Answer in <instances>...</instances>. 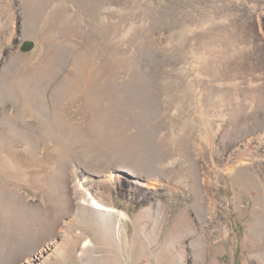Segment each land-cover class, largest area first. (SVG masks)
<instances>
[{
    "label": "rangeland",
    "instance_id": "obj_1",
    "mask_svg": "<svg viewBox=\"0 0 264 264\" xmlns=\"http://www.w3.org/2000/svg\"><path fill=\"white\" fill-rule=\"evenodd\" d=\"M182 1L0 0V264H115L100 217L72 205L83 172L109 182L96 195L119 264H264V36L247 25L264 0H208L202 27L205 0ZM243 65L251 84L233 77ZM234 116L263 154L223 170ZM201 152L221 159L215 206Z\"/></svg>",
    "mask_w": 264,
    "mask_h": 264
},
{
    "label": "bare ground",
    "instance_id": "obj_2",
    "mask_svg": "<svg viewBox=\"0 0 264 264\" xmlns=\"http://www.w3.org/2000/svg\"><path fill=\"white\" fill-rule=\"evenodd\" d=\"M191 1L193 2V1H196V0H191ZM233 1H235V0H233ZM181 2H183V1L181 0ZM207 2H208V0H205V5L202 8H200V11L198 13V17L196 18V20H194L195 23H196L194 25H196V26L198 25V26H201L202 27L204 24H201V21L204 20V18L206 19V18L212 16V14H213V9L212 8H214V7H213V5L207 4ZM235 2H237V1H235ZM253 14H254V20H255V22L252 21V18L251 19H247V21H248L247 22V25L253 31V29H254V24L253 23H256V20H257V24H256V27H255V31H253V32L255 34L259 35V36H264V6L259 7L258 10L257 9L254 10ZM197 22H198V24H197ZM182 25L183 24L181 22H179V30L177 32L179 34L184 30L183 28H181ZM194 25H192L189 28V32L191 31V29H192V27ZM239 26H243V25H239ZM258 28H259V31L260 32L258 31ZM228 48H229V46L225 43V46L223 47V49H226L227 50ZM226 50H223V54L222 55L224 57H223V59H221L222 66L223 65H226L227 60H228L227 59ZM232 74H233V77L234 78H237V79H239L241 81V82H238V83L245 82L246 80H243L242 81V79H245V78L250 82V84L254 80L253 77H252V75H251L250 69L247 66H244V65L241 66L239 69L236 68L235 71L232 72ZM238 83H236V84H238ZM261 90H264V88H262V86H261ZM247 92H248V90H247ZM177 93H179V94L173 95V98H175V100H177L179 102V104L181 105V107H183L184 100L187 101L188 100V97L187 96H184V92L178 91ZM255 94H257V93H255ZM258 95L260 96V94H258ZM183 96H184V98H183ZM253 96H255V95L253 94ZM253 96H251V95L249 96V98H250L251 101H253V99H254ZM263 98H264V92H263L262 99H260V101H261L262 104H264V99ZM257 102H258V99H257ZM222 105L225 108L226 102L225 103L223 102ZM235 105L238 106L239 105V101ZM177 106H179V105L177 104ZM230 107H232V103H231V106ZM230 107L227 108V110H226L227 112L230 109ZM256 112L253 113L254 115L252 117L255 118ZM194 115H197V114H194ZM235 116L233 118L231 117L232 119H234L235 122L234 121H231V122L229 121L230 123H229V127L228 128H231L232 129L234 127V125H235L236 126V133L235 134L241 133V138L237 140V142H236L237 144L235 143L236 145H234V144L231 145V148L228 149L229 151L227 150V153L225 154V156H224V158L222 160L220 158L218 159L217 156L214 154V158L212 157L213 160L209 162V165L212 166V168L214 167L213 169H215L218 166H220V162H219L220 160L223 161L222 164H221V168L223 170L224 169L225 170H230L234 166H236V164L237 165H240L241 164L240 162H242V161L244 162V164L245 163L248 164L247 162H248V160L250 158H252L253 156L261 155V154L264 153V152L262 153V148L260 147V143H259V139L260 140L262 139V134H256V133L244 134V133H242L243 131H245L244 130L245 127L247 128L250 125L248 126V123H244V120L240 123L241 119L238 122L235 119ZM194 117H195V119H197L198 123H200L202 121V115H201V113L199 115H197V117H199V118H197L196 116H194ZM244 117L245 118H248V116H246V115H244ZM254 118H250V119L248 118L249 119L248 121H251V120L253 121V120H255ZM214 123H216V122H214ZM243 124H245V127L244 128L242 127ZM226 127H227V125H226ZM197 131L199 133V138L198 139L199 140H206V135H208L207 131L204 130V129H202V128L198 129ZM257 145H259V146H257ZM7 146L8 145L6 144V147ZM200 150L201 149L199 147L198 148V152H200ZM198 156H199L200 159H202L201 161L204 162V169H205V172L203 173V176H204V185H205L204 188L207 191V196L209 198L208 201L211 202V205L212 206H215V203H214L215 197H214V193L212 191L213 181H212L211 176H210V169L208 168V166H209L208 165V161H206L207 159L205 158V156H203V153L202 152L200 154H198ZM244 164H242V165H244ZM81 176H80L82 178L81 181H78L76 179L77 181L74 180L73 181V184H71V186H72L71 189H72V191L74 190V192H73V194H74V201L71 200L72 205L74 206V203L76 202V203L79 204V207H81L82 210H86V211L92 213V216L100 217L101 220H98V221H100L102 224L104 223V227H105V231L106 232H110V233H108L109 236L107 238H105V241H104V242H106L105 247H107L108 250H111L113 252L112 255H111L112 256L111 259L112 260H115V264H119L120 263V259H118L119 258L118 257L119 255H117V254L120 253V249H118V251L116 249L119 246V240H118V237H117V233L118 232H117V230H116V228L114 226V223H113V212H114V210H113V208H112L111 205H107L100 197H97V195H96V191H98L101 188L100 180H101V182H108V181L105 178L104 179H101L100 178V180L98 179V181H96V180L93 181L96 178H94L92 180L91 179L87 180V179H85V177H87L86 174H85V172H83L81 174ZM161 180L162 179H154L153 182H152L154 185H145L146 188H144V193L145 194H148V193L151 194V193H153V191L151 189H154L158 185L162 184ZM108 183H107V185H108ZM156 183H159V184H156ZM136 184L141 185L140 182H138ZM182 184L183 183H181V182H176L173 187L170 186V189L171 188H174V189H171V190H177V189H182L183 190L184 187L182 186ZM61 193H63V192H61ZM55 200H56V197H55ZM93 245L94 244L92 243V240L86 239L84 241L83 246H82V251H83L82 254L86 253L87 255H89V249H92L93 248Z\"/></svg>",
    "mask_w": 264,
    "mask_h": 264
},
{
    "label": "water",
    "instance_id": "obj_3",
    "mask_svg": "<svg viewBox=\"0 0 264 264\" xmlns=\"http://www.w3.org/2000/svg\"><path fill=\"white\" fill-rule=\"evenodd\" d=\"M34 47H35V41L33 39H26L24 41H21L20 49L22 50V52L31 51Z\"/></svg>",
    "mask_w": 264,
    "mask_h": 264
}]
</instances>
